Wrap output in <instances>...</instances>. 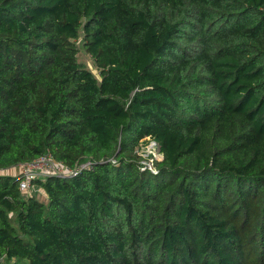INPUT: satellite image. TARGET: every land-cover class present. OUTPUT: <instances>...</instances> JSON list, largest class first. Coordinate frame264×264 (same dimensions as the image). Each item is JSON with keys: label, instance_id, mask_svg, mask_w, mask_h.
Masks as SVG:
<instances>
[{"label": "trees", "instance_id": "1", "mask_svg": "<svg viewBox=\"0 0 264 264\" xmlns=\"http://www.w3.org/2000/svg\"><path fill=\"white\" fill-rule=\"evenodd\" d=\"M0 264H264V0H0Z\"/></svg>", "mask_w": 264, "mask_h": 264}, {"label": "built area", "instance_id": "2", "mask_svg": "<svg viewBox=\"0 0 264 264\" xmlns=\"http://www.w3.org/2000/svg\"><path fill=\"white\" fill-rule=\"evenodd\" d=\"M149 144L152 147L151 148L152 154L155 152L157 153V155H159V158H155V159H160L161 154L158 151V146L156 142L150 140ZM150 158H153V155H151ZM142 162L145 163L148 167L153 168L152 159L149 162L146 161L145 162L142 161ZM93 167H94L93 161L87 159L84 162L75 166L74 168H69L66 165H64L62 162L55 160L51 153L46 152L31 161L20 163L17 165V169L19 172L18 188L21 191H29L34 187V185L32 184V180L34 178L40 176L44 177L47 175H58V176H65L67 174L76 175L80 170L84 168H88L92 170Z\"/></svg>", "mask_w": 264, "mask_h": 264}, {"label": "rangeland", "instance_id": "3", "mask_svg": "<svg viewBox=\"0 0 264 264\" xmlns=\"http://www.w3.org/2000/svg\"><path fill=\"white\" fill-rule=\"evenodd\" d=\"M79 58L80 60L84 61L87 66L92 69L93 71H95V69L93 68L92 64H91V59L89 58V56H87L85 53H83L82 51L79 52ZM144 142V141H143ZM141 147L138 149V155L141 158L142 161H146L149 162L151 161V159L153 160V158H159V155H157V153H153L152 154V147L150 146L149 142L148 143H141ZM153 155V158H150L149 156ZM16 167L10 168L9 170H6V173H10L12 175L16 174ZM34 189H36L35 187H33Z\"/></svg>", "mask_w": 264, "mask_h": 264}]
</instances>
